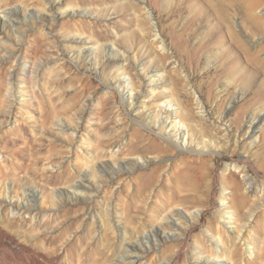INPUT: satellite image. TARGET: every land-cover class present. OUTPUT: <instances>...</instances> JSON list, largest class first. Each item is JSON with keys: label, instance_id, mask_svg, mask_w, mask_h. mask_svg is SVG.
<instances>
[{"label": "rangeland", "instance_id": "obj_1", "mask_svg": "<svg viewBox=\"0 0 264 264\" xmlns=\"http://www.w3.org/2000/svg\"><path fill=\"white\" fill-rule=\"evenodd\" d=\"M43 1L0 0L30 20L0 33V202L37 209L1 218L0 264H264V0ZM112 156L133 170L101 180Z\"/></svg>", "mask_w": 264, "mask_h": 264}, {"label": "bare ground", "instance_id": "obj_2", "mask_svg": "<svg viewBox=\"0 0 264 264\" xmlns=\"http://www.w3.org/2000/svg\"><path fill=\"white\" fill-rule=\"evenodd\" d=\"M43 2H44L43 3L44 7L46 5L50 6V2H48V1H43ZM0 12L3 14L2 17L0 18V33H1V30L4 29V26L6 24H12V27L15 26V28L17 30H19L20 27L23 24H25L26 22L30 21V20L23 19V20H20L18 24H15V22H18V20H19L18 12L16 10H14V11L10 10V9L8 10V9H5V8L1 7L0 8ZM30 14H31V12H30ZM11 18L13 19V21H12ZM161 47H162V50H165L164 45H161ZM1 51L6 52L8 54L10 52V50L7 47H5V46H2ZM11 55H12V53L9 54V56H11ZM126 60L127 59H125V61ZM130 92L132 93V91H130ZM173 124H174L173 127H174L175 134L178 135L179 141H181L182 139L186 140L187 139L186 133L182 134V132L184 130L183 122L182 123L180 121L177 122V120H176L175 123H173ZM63 127L66 128V129H64L65 131L73 130V129H69L68 126L67 127L63 126ZM251 128L253 129L254 127L251 126ZM115 153L116 152H113L112 155H115ZM76 154L78 155L77 151H76ZM134 164L135 163H132V164L131 163H117V161H115V156L114 157L112 156L111 162H108L107 160H104L99 165L98 164H96V165L92 164V169H93L94 172H96V174H101L102 175L103 179H101V180H105V179H111L113 177H119V176L123 175L124 173H126L125 172L126 169L133 170ZM104 169H105V171H107L106 173L104 172ZM80 175H82V173L79 171L77 173V176L79 177ZM29 187L30 186H28L26 184H22V185H20L18 190H22V192L25 193V192H28ZM0 188H1V193L5 194V192H6V183H3ZM70 188L76 189V190L81 191V192H92L91 190H95V189L97 190V185L84 186L81 182L75 181V182H71L70 183ZM254 193H256L255 190H254ZM66 195H67V193H66ZM53 196H55V195H53ZM56 198L58 199L59 197H56ZM11 201H12V199H11ZM11 201H9V203L6 200L5 201L3 200L2 202H0V220H1V218H4L6 216L7 217H10V216H14L15 217L16 215L20 216L22 213H31L32 211L35 212L37 210L36 207H35L36 206L35 203H33L34 205L32 204V201H34L33 199H30L28 202H26L24 205L18 207L17 209H15L14 207L11 206V204H10ZM172 212H174V211L172 210ZM197 214L199 215V213H197ZM174 215H175V217H177V220L180 221V222H183V220L186 218V214H184L183 212L178 211V210L175 211ZM198 215H193V217L189 221L187 220V222L189 224V228H188V231H187V229L184 231L186 238H188L189 231L192 230L195 227L196 221H195L194 218H197ZM91 219H92V223H94L95 221H94V217L93 216H92ZM160 220H162L161 222H165L164 224H167V228L168 229H170V230H179L174 225L169 224V222H167L166 219L162 218ZM227 222H231L230 219L227 220ZM100 224H101L103 229L109 230L110 233H112V234L114 233V227L111 224V220L110 219L105 218V217H101ZM217 224H218L217 228L218 227L225 228L224 224H222V223L221 224L217 223ZM225 224H229V223H225ZM148 228L150 230V233L153 234V238L155 239V241H157V243L160 242V240L158 239V233H157V231L155 229L154 224H152ZM218 233H219V231H218ZM121 235H122L121 239H120V243H122L121 246L124 245L123 241L127 240L128 242H130V245H127V247L125 246L124 254H128V255L132 256V255H136L138 253H141L144 256L146 253H148L149 251L152 250L150 247H148L149 244H150V234L147 232V230H141V231H138V232H134L132 234H128L127 230L125 228L124 231L121 232ZM140 236L142 238H140ZM221 236H222L221 233H219L218 234L219 241L216 242L213 245L214 248L217 249V250L221 249L222 246H223V244L221 242ZM144 241H146V244H145ZM130 258L131 257H128V256H125V257L124 256H120V259L123 260V261H128V260H130ZM137 261H138L137 259L133 263L131 261L130 264H136ZM212 262H214V264H232L231 263L232 261L230 259H228L226 262H223L222 260H218V259L217 260L213 259ZM147 264H160V263H158V262H155V263L148 262Z\"/></svg>", "mask_w": 264, "mask_h": 264}]
</instances>
